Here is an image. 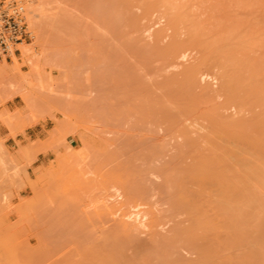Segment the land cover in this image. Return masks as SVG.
Returning a JSON list of instances; mask_svg holds the SVG:
<instances>
[{"label": "rangeland", "instance_id": "obj_1", "mask_svg": "<svg viewBox=\"0 0 264 264\" xmlns=\"http://www.w3.org/2000/svg\"><path fill=\"white\" fill-rule=\"evenodd\" d=\"M9 1L33 39L0 57V264H264V176L231 221L195 177L230 161L215 120L264 166V0Z\"/></svg>", "mask_w": 264, "mask_h": 264}, {"label": "bare ground", "instance_id": "obj_2", "mask_svg": "<svg viewBox=\"0 0 264 264\" xmlns=\"http://www.w3.org/2000/svg\"><path fill=\"white\" fill-rule=\"evenodd\" d=\"M32 10H34V9H32ZM31 10V11H32ZM35 11V10H34ZM37 11V10H36ZM28 12V11H27ZM26 16V15H25ZM30 19H32V18H30ZM34 21V20H33ZM34 22H36V21H34ZM33 22V23H34ZM39 23H40V26H41V22L39 21ZM38 23V24H39ZM37 24V25H38ZM37 25H35L36 27H37ZM30 27H31V25H30ZM31 28H33V27H31ZM40 28V27H39ZM41 29V28H40ZM36 31V30H35ZM40 32V31H39ZM42 36V35H41ZM41 36H37V37H41ZM36 37V36H35ZM35 39V38H34ZM39 39V38H38ZM36 40V41H39V40ZM43 39V38H42ZM34 40V41H35ZM36 44V43H35ZM38 44V43H37ZM39 44H41V43H39ZM21 45V44H20ZM23 45V44H22ZM32 47V45H30V44H26V45H24V46H22V48H21V53H20V59H22V60H26V62H28V65L32 68V70L34 71V69L36 70L35 72H37V71H39V68L41 67H39L38 68V66H39V62H40V59H39V57H38V52L35 50V49H32L31 47ZM21 47V46H20ZM39 47H41V45H39ZM41 48H43V47H41ZM40 49V48H39ZM217 49V48H216ZM216 49H215V51H216ZM221 49V48H220ZM220 49H219V51H220ZM223 49V48H222ZM226 49V48H225ZM208 50H209V48H208ZM212 50V49H211ZM34 51V52H33ZM40 51V50H39ZM42 51V50H41ZM41 51L39 52V53H41ZM226 51H224V53H225ZM209 53H212V51H210ZM208 53V54H209ZM217 53H219V52H217ZM207 54V55H208ZM228 54H229V52H228ZM13 55V54H12ZM37 55V56H36ZM212 55V54H211ZM211 55H209V57L208 56H206L205 58H204V60H203V62H204V64H206V65H213V59H212V57H210ZM214 55V54H213ZM212 55V56H213ZM220 56H222L223 54H219ZM227 56H229V55H227ZM13 57H14V60H17V57L16 56H14L13 55ZM222 57H224V55L222 56ZM229 58H231V56L229 57ZM13 60V59H12ZM221 60H223V59H221ZM230 60H232V59H230ZM219 61V60H218ZM220 62V61H219ZM223 63V62H222ZM1 64V63H0ZM41 65V64H40ZM214 66V65H213ZM222 66V65H221ZM223 66H224V63H223ZM222 66V67H223ZM236 66H237V64H236ZM235 66V67H236ZM225 67H226V65H225ZM228 67H230V66H228ZM238 67H239V65H238ZM219 69H220V67H218ZM224 68V67H223ZM233 68V67H232ZM241 68V70H242V67H240ZM38 69V70H37ZM195 69V68H194ZM238 69V68H237ZM237 69L236 70H234L235 72L237 71ZM221 70V69H220ZM224 71V74L223 73H221V74H223L224 76V79L222 80V86H221V88L224 90V91H221L222 92V94L224 93L225 95L224 96H226V98H227V100L229 101V102H231V103H233V104H235L238 108L240 107H243V106H245L246 105V103H244V101H243V96L241 97L240 95H241V92L242 91H238V90H241V87H237V89H236V86H235V82L236 81H234V79H233V77L236 75L235 73H231L232 72V70H230V71H227V69H223ZM240 70V71H241ZM4 69H3V67L2 66H0V78L3 76V74H4ZM233 71V72H234ZM239 70H238V72H240ZM242 72V71H241ZM240 72V73H241ZM220 74V73H219ZM232 75H234V76H232ZM239 75V74H238ZM241 76H242V74H241ZM220 77V76H219ZM221 77H222V75H221ZM237 78V77H236ZM220 88V89H221ZM245 88V87H244ZM236 91H238L239 93H240V95L238 94V92H236ZM247 92H245V94H246ZM262 94H264V93H262ZM261 95V94H260ZM260 95H258V96H260ZM240 96V97H239ZM244 97H246V95L244 96ZM248 98V97H247ZM242 99V100H241ZM245 100V99H244ZM260 100V99H259ZM228 101H226V102H228ZM257 101V100H256ZM225 102V103H226ZM262 102H264V101H262ZM230 103V104H231ZM245 104V105H244ZM249 104V103H248ZM235 106V107H236ZM248 106V105H247ZM218 116V115H217ZM211 117V116H210ZM208 118V117H207ZM207 120V119H206ZM234 121V120H233ZM256 121V120H255ZM254 121V122H255ZM235 122V121H234ZM210 123V122H209ZM211 123H212V121H211ZM213 123H214V121H213ZM212 123V124H213ZM216 123V124H215ZM215 123H214V125H216V126H214V125H212V131L211 132H209V136H210V138H208V139H229V140H231V139H235V140H232L233 141V144L234 145H232V147L228 150V151H226L225 152V155L227 154V156H228V158H227V156H225V155H223V152L221 153L222 154V158L225 156L227 159H229L230 161L228 162V163H224L225 161H223L222 162V164H223V166L222 167H220L219 169H221V170H206V172L205 171H203L204 170V168H200L198 171H197V173H196V175H195V177L197 178V182H198V184H199V186H200V183L202 184V182H203V184H206V183H208L209 185H211L212 186V188H214V191L213 192H215L216 193V196H214V197H216V201H217V203H218V205H217V207L220 205V207H222L221 208V210L220 211H225V218H228L229 219V221H231V219H232V215H233V212L235 211L236 213H240L241 214V208H242V211H243V208H245L246 209V207H244V205H246V204H248L249 203V201L250 200H252L253 199V195L252 196H249V194H252V193H249L248 191L250 190V188H249V186H251L250 185V183H248V182H253L252 180L254 179V178H261V177H259L258 175L260 174H262V176H264V166H262V165H260V163L257 161V159L256 158H254V157H256V153H253V152H251V151H248L247 152V150H246V148L248 149L249 147H245L244 145H246V146H248L247 144H249L248 143V141L247 142H245L244 140H241V139H250L248 136H246V134H244L243 132H244V130H245V127H246V125L245 124H243V123H241L242 124V126L244 127V130H243V132L242 131H239V132H237L238 131V129H237V127H236V131H235V126H238L237 124H240L239 122L238 123H233V124H231V125H229L230 123L228 122V124H227V126L225 125L224 127H222L221 126V124L218 122H216V120H215ZM218 124V125H217ZM220 124V125H219ZM240 124V125H241ZM255 124V123H254ZM254 124L252 125V127L254 126ZM248 125V124H247ZM257 125V124H256ZM258 125H259V122H258ZM218 126V127H217ZM250 126H248V128H249ZM260 127V126H259ZM232 128H234V129H232ZM247 128V129H248ZM251 128V127H250ZM239 129H241L240 127H239ZM242 130V129H241ZM252 130V129H251ZM256 130V129H255ZM247 131H250V130H247ZM253 131V130H252ZM240 132H242V133H240ZM212 133V134H211ZM254 133V132H253ZM259 133V132H258ZM211 134V135H210ZM231 141V142H232ZM249 141H251V140H249ZM251 143V142H250ZM232 143H230V145H231ZM250 145V144H249ZM220 146V145H219ZM218 146V147H219ZM243 146V147H242ZM245 147V148H244ZM258 147V146H257ZM251 149V148H250ZM250 149H248V150H250ZM253 149V148H252ZM251 149V150H252ZM255 150V149H254ZM254 150H252V151H254ZM258 150V149H257ZM260 150H258L257 152H259ZM249 152H251V153H249ZM219 155H220V153H218ZM252 154V155H251ZM253 155H255L254 157H253ZM257 155H259L258 153H257ZM220 157H221V155H220ZM225 157L223 158L224 160H225ZM211 158H209L208 160H210ZM223 159H221V160H223ZM226 159V161H228ZM212 160H215V159H213L212 158ZM218 160V159H217ZM220 160V161H221ZM205 161V160H204ZM220 161H219V163H220ZM210 163H211V161H209ZM209 162H206V163H208V165L210 164ZM203 163V162H202ZM216 163H217V161H216ZM219 163H217V164H219ZM214 165H215V162L213 163ZM216 164V165H217ZM221 164V165H222ZM212 165V164H211ZM216 165H215V167H216ZM202 166V165H201ZM220 166V165H219ZM218 166V167H219ZM194 167H196V166H194ZM201 169H203V170H201ZM196 171V170H195ZM218 171V172H217ZM220 171V172H219ZM224 173H222V172ZM225 171H227L226 173L227 174H225ZM188 174H191V172L190 173H188ZM192 175V174H191ZM258 176V177H254V176ZM189 177H188V179L190 178V175H188ZM250 176V181H248V179H247V177H249ZM253 178H252V177ZM192 178V177H191ZM247 179V180H246ZM262 179V178H261ZM191 180V179H190ZM201 180V181H200ZM246 180V181H245ZM254 180H256V179H254ZM246 183H245V182ZM261 181V180H257V184L259 183V182ZM200 182V183H199ZM206 182V183H205ZM243 182V183H242ZM244 183L246 184V185H248V188H246V189H244V188H242V185H244ZM255 184V183H254ZM256 185V184H255ZM208 186V185H207ZM203 188L204 187H206V186H202ZM210 188V187H209ZM207 189V188H206ZM243 189V190H242ZM213 190V189H212ZM244 190H248L247 192H245L244 193ZM210 191V190H209ZM243 193H244V195H243ZM246 193L248 194L247 196H249V199L248 198H246L247 196H246ZM181 196V195H180ZM255 196V195H254ZM250 197H251V199H250ZM181 199H182V197H180ZM184 198V197H183ZM186 198H188V197H186ZM245 198V199H244ZM247 199V200H246ZM186 200V199H185ZM189 200V199H188ZM194 200V199H193ZM192 200V198H191V201L190 202H192L193 201ZM262 200H264V199H262ZM216 201H215V203H216ZM248 202V203H244L243 204V202ZM253 201H255V200H253ZM193 202H195V201H193ZM192 202V203H193ZM214 202V201H213ZM240 202H242V204L243 205H241V206H239V204L238 203H240ZM261 202V201H260ZM185 204H187L188 203V201H187V203L186 202H184ZM192 203H188L187 205H191V207H192ZM253 202L251 201V204H252ZM250 204V203H249ZM250 204V205H251ZM253 204H255L256 206L258 205V204H256V202H254ZM261 204V203H260ZM262 204H264V203H262ZM261 204V205H262ZM183 206H185L184 204H183ZM194 206V208H196L195 206H197L196 204L195 205H193ZM247 206V205H246ZM249 206V205H248ZM252 206H254V205H252ZM259 206V209H260V205H258ZM186 207V206H185ZM190 207V206H189ZM189 208L190 210L192 209V208ZM216 207V206H215ZM224 208V209H223ZM188 209V210H189ZM197 209V208H196ZM196 209H193L192 211H194V210H196ZM223 209V210H222ZM248 209V208H247ZM250 209V208H249ZM255 209V208H254ZM189 210V211H190ZM191 211V212H192ZM197 211H198V209H197ZM199 212V211H198ZM243 213H245V212H243ZM243 213L241 214L243 217H244V215H243ZM232 214V215H231ZM240 214H238L239 216H240ZM246 214H247V212H246ZM249 214V213H248ZM247 214V215H248ZM237 215V214H236ZM137 216V215H136ZM196 216H198V215H196ZM201 216V214H199V217ZM241 216V217H242ZM249 216V215H248ZM129 217V216H128ZM139 217H140V215H139ZM220 217H224V216H221V214H220ZM240 217V218H241ZM250 217V216H249ZM140 219L138 222H141V217L140 218H138V216L137 217H135L134 218V220L135 219ZM239 218V219H240ZM250 218H252V217H250ZM197 219V218H196ZM201 219V218H200ZM200 219H198L197 221H199ZM228 219H225V220H228ZM243 219V221L245 220L244 218H242ZM249 220V219H248ZM142 221H143V219H142ZM255 221H257V220H255ZM260 223V225H261V222H264V221H257V223ZM143 223V222H142ZM234 223H236L235 221L231 224V225H233ZM196 224H198L197 222H196ZM262 224H264V223H262ZM230 225V224H229ZM255 226H257L256 224H255ZM233 227V226H232ZM235 227V226H234ZM234 227H233V229H234ZM242 227V226H241ZM240 228V227H239ZM238 228V229H239ZM237 228H236V230H238ZM262 230H264V229H262ZM261 230V231H262ZM1 231V230H0ZM240 231V230H239ZM239 231H236V232H239ZM251 231H253V230H251ZM240 232H242V231H240ZM239 232V233H240ZM255 232V231H254ZM3 233V232H2ZM253 233V232H252ZM252 233H249V235L251 234V236H252ZM260 233H262V232H260ZM259 232H258V234H260ZM257 234V233H256ZM0 236H2V235H0ZM7 236V235H6ZM262 236H264V235H262ZM6 238H8V236L6 237ZM6 238H5V240H6ZM193 238H195V237H193ZM252 238V237H251ZM260 238V237H259ZM259 238H254V239H259ZM262 238H264V237H262ZM2 239V237L0 238V240ZM253 239V240H254ZM4 239H2L1 241H0V244L2 243H5L4 241H3ZM9 239H7V241H8ZM11 240H12V238H11ZM195 240V242H193V241H191L190 243H194V246H192L193 245V243H192V245L191 244H189V246H192V248H198V246L200 247L202 244L200 243V241L198 242V241H196L197 239H194ZM250 240V239H249ZM260 240V239H259ZM262 240V239H261ZM13 241V240H12ZM197 242V243H196ZM253 242H255V240L253 241ZM262 243H264V242H262ZM6 244H8V243H6ZM14 244V243H13ZM199 244V245H198ZM201 244V245H200ZM256 244V243H255ZM260 244V243H259ZM195 245H198L197 247L195 246ZM4 246V248H6L5 247V244L3 245ZM205 246V245H204ZM204 246L202 245L201 247L202 248H204ZM206 246H207V244H206ZM12 247V246H11ZM15 249V248H14ZM198 249H201V248H198ZM208 249V248H207ZM1 250V249H0ZM4 250V249H3ZM206 250V249H205ZM204 250V251H205ZM14 251V250H13ZM1 252V251H0ZM16 252V251H15ZM10 253L12 254V251H10ZM6 254H7V252H6ZM14 255V254H13ZM7 256H10V255H8L7 254ZM11 257V256H10ZM9 257H7V260H9L8 259ZM1 259V258H0ZM1 262V261H0ZM10 262V261H9ZM3 263H5V262H3ZM7 264H9L8 262H7ZM12 264V263H11Z\"/></svg>", "mask_w": 264, "mask_h": 264}, {"label": "built area", "instance_id": "obj_3", "mask_svg": "<svg viewBox=\"0 0 264 264\" xmlns=\"http://www.w3.org/2000/svg\"><path fill=\"white\" fill-rule=\"evenodd\" d=\"M33 39L24 8L20 3L9 1L0 4V57L14 54L20 45Z\"/></svg>", "mask_w": 264, "mask_h": 264}]
</instances>
